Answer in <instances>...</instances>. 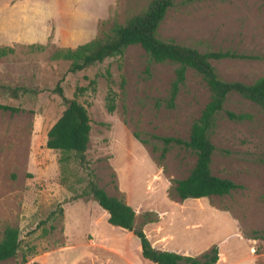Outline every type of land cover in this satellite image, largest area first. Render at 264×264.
I'll use <instances>...</instances> for the list:
<instances>
[{
	"label": "rangeland",
	"instance_id": "374dc122",
	"mask_svg": "<svg viewBox=\"0 0 264 264\" xmlns=\"http://www.w3.org/2000/svg\"><path fill=\"white\" fill-rule=\"evenodd\" d=\"M147 1L0 0V48L12 49L0 57V104L16 109L0 111V237L9 226L21 242L15 256L0 264H21L22 256L25 264L74 259L86 264L94 239L141 259L133 235L109 225L94 201L70 200L84 188L86 175L70 154L61 169L59 159L65 156L45 148L46 132L63 110L52 92L56 84L63 96L86 109L85 160L96 185L132 208L134 228L144 231L153 248H169L180 233L195 244L181 255L198 258L216 245V264H264V115L257 106L229 95L223 110L251 118L230 121L220 112L209 136L211 174L239 188L220 197L180 201L171 182L186 177L195 157L173 143L161 157V139L187 140L208 101L201 77L187 69L173 107L167 108L174 65L149 62L137 45L73 74L67 61L50 58L56 49L103 37ZM172 2L157 28L160 39L200 53L248 56L209 60L224 81L249 84L264 76V0ZM106 71L114 93L111 113L104 107ZM145 212L155 213L157 221L143 224Z\"/></svg>",
	"mask_w": 264,
	"mask_h": 264
},
{
	"label": "trees",
	"instance_id": "16d2710c",
	"mask_svg": "<svg viewBox=\"0 0 264 264\" xmlns=\"http://www.w3.org/2000/svg\"><path fill=\"white\" fill-rule=\"evenodd\" d=\"M172 6V0H148L144 8L126 18L124 22L113 23L103 37L94 38L72 49H56L50 58L51 60L67 61V72L73 74L106 60L121 57L128 46L137 45L143 50L149 62H169L174 65L173 80L165 100L167 108L173 107L178 89L184 82L186 70L191 69L198 74L208 91V101L197 119L191 124L187 140L172 137L161 139L163 143L161 157L171 143L183 146L195 157L194 164L186 177L171 182L172 193L177 199L184 201L187 199L200 200L211 196L220 197L239 187L232 181L216 177L210 172L209 165L214 146L211 144L209 136L215 127L216 116L220 112H224L225 117L230 121H243L251 118L248 114H234L223 110V105L231 94L253 103L264 115V76L249 84L224 81L217 76L209 60L247 59L249 57L228 51L200 53L192 47L179 45L172 40L160 39L157 28L167 10ZM11 52V48L1 47L0 57ZM109 78L110 75L106 71L105 79L108 86L104 107L108 113H111L114 110V93L109 87ZM88 84L93 85L94 81L90 80ZM52 92L59 96L63 110L46 132L45 148L57 151L63 156L70 154L86 175L84 188L74 193L70 200L89 198L94 201L106 213V221L109 225L133 235L138 243L140 257L151 264H215L218 258L216 245L211 246L198 258L167 250H157L151 246L144 231L141 228H134L132 208L121 199L108 196L94 181L93 173L89 170L85 160L90 130L86 109L74 97L63 96L58 84L54 86ZM0 111L15 112L16 109L0 104ZM65 161L66 156L59 159L61 169L64 167ZM50 217L51 215L48 218ZM143 220V224L153 223L157 221V217L153 212H145ZM20 243L17 229L6 226L0 237V262L14 257L20 249ZM20 261L21 264L25 263V256H22Z\"/></svg>",
	"mask_w": 264,
	"mask_h": 264
},
{
	"label": "crops",
	"instance_id": "0c3cea01",
	"mask_svg": "<svg viewBox=\"0 0 264 264\" xmlns=\"http://www.w3.org/2000/svg\"><path fill=\"white\" fill-rule=\"evenodd\" d=\"M107 218V217H106ZM174 225L177 226V218H174ZM119 229V228H118ZM180 234V233H179ZM178 234V235H179ZM177 235V236H178ZM174 236V240L177 241H173L172 246H169V248H165L162 250H167L170 252H174L177 254H183V249H187L189 247L194 246V239L191 238V240L188 242L187 239H182L179 236ZM92 251L89 254H92L93 256L91 258H89V262L86 264H151L150 262L142 259H137L135 258V256H129L127 253H124L123 255H121V253L119 251H114L113 248H110V246H105L99 242H97V240H93V247H92ZM136 251H138V249H135V253ZM133 252V251H132ZM115 254V255H114ZM101 255H107V260H102ZM41 259H45V257L41 258ZM114 259V260H113ZM218 259V258H217ZM70 261V260H69ZM26 263V262H25ZM23 263V264H25ZM77 259H74L72 261L69 262V264H77ZM216 264V263H215Z\"/></svg>",
	"mask_w": 264,
	"mask_h": 264
}]
</instances>
